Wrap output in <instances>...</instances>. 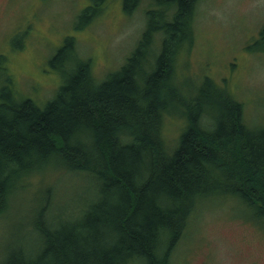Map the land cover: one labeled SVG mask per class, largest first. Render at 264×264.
Returning a JSON list of instances; mask_svg holds the SVG:
<instances>
[{"label": "trees", "instance_id": "trees-1", "mask_svg": "<svg viewBox=\"0 0 264 264\" xmlns=\"http://www.w3.org/2000/svg\"><path fill=\"white\" fill-rule=\"evenodd\" d=\"M103 1L91 0L79 24L93 21ZM122 2L130 14L140 0ZM198 2L155 0L133 51L101 79L66 37L50 59L64 80L44 104L21 96L9 76L0 83V221H16L5 226L0 264H173L198 201L218 193L264 218V126L246 124L243 103L209 77L190 94L177 80ZM171 114L186 119L173 145L164 134ZM47 172L55 175L45 184ZM38 174V197L17 207ZM64 177L97 190L67 215L54 206ZM28 207L37 252L8 241L23 237Z\"/></svg>", "mask_w": 264, "mask_h": 264}, {"label": "rangeland", "instance_id": "rangeland-1", "mask_svg": "<svg viewBox=\"0 0 264 264\" xmlns=\"http://www.w3.org/2000/svg\"><path fill=\"white\" fill-rule=\"evenodd\" d=\"M154 1L140 0L129 14L122 0H105L94 20L83 25L78 16L91 0H0V66L5 68L0 70V83L9 76L21 96L44 104L64 80L65 73L55 69L50 59L68 36H73L80 57L90 59L97 78H104L133 51L145 26V10L155 7ZM263 27L264 0H199L193 36L179 48L177 80L183 92L190 94L209 77L216 88L243 103L246 124L264 126V42L258 41ZM185 122L179 114L166 116L167 143L173 145ZM53 175H45V184ZM33 178L31 195H20L17 207L30 206L38 197L43 179L40 174ZM66 179L55 184L54 206L61 215L71 213L76 200L80 204L97 191L89 183ZM15 203L9 209L13 217ZM18 211L22 216L25 210ZM22 218L19 233L23 239L8 237V241L21 242L37 252L38 232L31 229V207ZM11 222L0 221L2 244L6 242L5 226L16 227V221ZM172 261L264 264V218L254 219L253 210L235 195H210L198 201Z\"/></svg>", "mask_w": 264, "mask_h": 264}]
</instances>
